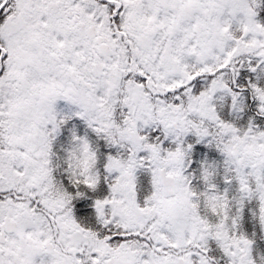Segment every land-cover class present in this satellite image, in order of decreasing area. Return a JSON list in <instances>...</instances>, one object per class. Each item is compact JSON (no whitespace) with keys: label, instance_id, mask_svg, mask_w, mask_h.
<instances>
[{"label":"snow or ice","instance_id":"obj_1","mask_svg":"<svg viewBox=\"0 0 264 264\" xmlns=\"http://www.w3.org/2000/svg\"><path fill=\"white\" fill-rule=\"evenodd\" d=\"M0 264H264V0H0Z\"/></svg>","mask_w":264,"mask_h":264}]
</instances>
